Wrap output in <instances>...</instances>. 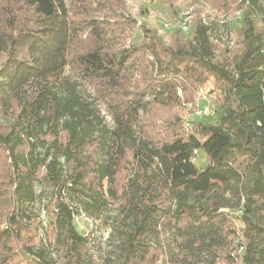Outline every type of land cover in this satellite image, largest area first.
<instances>
[{"label": "trees", "instance_id": "16d2710c", "mask_svg": "<svg viewBox=\"0 0 264 264\" xmlns=\"http://www.w3.org/2000/svg\"><path fill=\"white\" fill-rule=\"evenodd\" d=\"M2 2L22 3L26 18L7 17L0 7V108L9 117L0 149L13 174L0 263L9 264L22 252L26 264H50L46 248L16 247L22 239L19 225L32 215L33 182L45 180L59 192L70 191L63 195L68 202L75 194L95 211L117 204L123 264H153L152 241L170 225L183 241L179 264H188L189 255L217 254L229 245L232 251L229 222L217 207L229 192L243 221L241 264H264V0H241L242 49L231 68L215 61L214 29L204 21L193 23L187 46L175 50L148 39L118 48L105 26L85 20L94 41L84 50L82 44L75 47L81 28L65 0ZM138 57H149L156 67L146 86L129 96L124 83ZM77 77L106 100L111 126L81 94ZM181 77L221 83L215 122L198 121L194 132L175 131L170 140L135 132L139 112L148 104L179 101ZM147 94L153 99L143 102ZM199 152L206 158L202 167L196 163ZM129 158L132 166L118 194L116 177ZM70 165L68 173L64 168ZM68 202L59 199L55 205L48 247L61 249L64 264H93L87 237L73 223L76 209ZM228 258L234 264L230 253Z\"/></svg>", "mask_w": 264, "mask_h": 264}, {"label": "rangeland", "instance_id": "374dc122", "mask_svg": "<svg viewBox=\"0 0 264 264\" xmlns=\"http://www.w3.org/2000/svg\"><path fill=\"white\" fill-rule=\"evenodd\" d=\"M65 1L71 20L81 28L75 47H81L82 44L84 50L92 48L94 41L93 35H90L91 31L84 28L85 20H95L105 26L108 37L113 39L118 48L128 49L131 45L148 39L153 43L160 42L166 49H184L191 37L190 29L193 23L204 21L214 29L211 40L215 61L231 68L235 56L242 49L239 32L245 7L241 0ZM0 7L5 16L17 18L19 22L25 21L22 3L2 2ZM186 15L189 18V31L184 33L180 30L179 23ZM135 67L131 73L127 74L124 83L125 91L129 96H133L146 86L149 82L148 78L156 66L155 63L152 64L149 57H138ZM66 73H70V70L67 69ZM79 82L81 94L86 97V100L95 104L104 123L111 126L110 109L106 100L97 94L87 82L82 80ZM177 82L179 87L176 90V95L179 101L171 106L148 104L146 110L142 109L139 112L137 123L133 128L135 132L144 131L146 135L157 141L170 140L175 135V131L182 133V130L191 131L192 129L194 132L195 123L198 121L204 124L215 122V114L201 119L193 118L189 106L204 108L210 105L216 107L217 100L220 98L221 83L215 78H205L203 83L199 81L191 83L183 80L182 77L177 78ZM151 99H153L152 95L147 94L143 97V102H149ZM1 111L0 108V133L4 134L7 132L9 117L5 116L4 118ZM181 121L184 122L183 125H180ZM188 121H192L193 127L187 126ZM131 162L129 158L122 164V168L117 174L116 190L118 194L132 166ZM196 163L198 167L206 165L204 153L199 152ZM64 169L69 173L72 166L70 165L69 168L67 166ZM68 173H65L64 176ZM12 182L13 174L8 156L0 149V231L7 227L5 221L11 211L9 203L12 200L13 190L10 184ZM33 183L35 200L29 205L32 215L28 221L22 223V226L19 225V236L22 239L20 243H16V247L21 248V245L22 247L36 246L35 250L44 247L47 249L49 257L47 260L50 264H64V254L61 249L51 248L48 245H52L53 240L51 223L55 205L59 199L67 203L69 200L63 195L70 194V191L64 189L59 192L45 180ZM77 197L80 198L75 194L70 195L71 202L68 203L76 209L73 223L77 231L87 237V256L93 264H123L122 222L115 221L116 215L120 213L117 204L108 203L107 207L95 211L88 206L86 200L80 198L81 201H77ZM238 206L236 199L232 198L229 192H226L223 195V200L217 204L219 212L225 215L229 222V230L232 233L229 234V241L230 244L233 243L232 251L229 249L231 248L229 245L217 254L189 255L188 264H210L212 259L214 264H231L228 258L229 253L234 264H241V257L245 250L240 252L238 247L240 243H243L245 247V242L238 238V233L241 236L243 229V221L238 218L240 213L236 210ZM152 244L157 248L152 252L154 254L153 264H179L176 262V255H179L183 241L173 230V225L167 227L162 235L152 241ZM26 262L25 255L20 252L13 256V260L9 264H26ZM87 264L90 262L88 261Z\"/></svg>", "mask_w": 264, "mask_h": 264}, {"label": "built area", "instance_id": "2783aa9c", "mask_svg": "<svg viewBox=\"0 0 264 264\" xmlns=\"http://www.w3.org/2000/svg\"><path fill=\"white\" fill-rule=\"evenodd\" d=\"M179 28L184 33L189 31V18L187 15L181 19V21L179 23ZM189 109L192 111L191 116L193 118H196V119H201V118L212 116L215 114L214 106L212 107L210 105L207 107H204V108H199V107L190 105ZM195 154H196V152H195ZM238 238H240L243 241L241 236H239ZM238 249L240 252H244L245 247H244L243 243L239 244Z\"/></svg>", "mask_w": 264, "mask_h": 264}]
</instances>
